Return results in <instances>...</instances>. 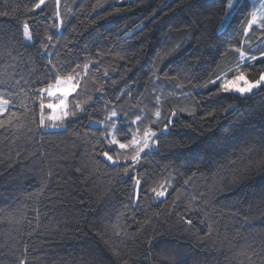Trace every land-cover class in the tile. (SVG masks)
<instances>
[{"label": "trees", "instance_id": "trees-1", "mask_svg": "<svg viewBox=\"0 0 264 264\" xmlns=\"http://www.w3.org/2000/svg\"><path fill=\"white\" fill-rule=\"evenodd\" d=\"M37 2L0 0V98L11 100L0 115L10 121L0 127V264H264V87L239 97L209 83L236 67L231 49L260 0L226 30L227 0H46L32 11ZM262 36L253 26V49ZM49 60L65 77L91 62L78 96L91 106L40 128ZM242 70L254 81L264 61ZM113 109L116 135L129 133L121 142L175 112L127 173L134 152L113 147L119 162H105V129L89 122ZM166 182L156 200L150 189Z\"/></svg>", "mask_w": 264, "mask_h": 264}, {"label": "snow or ice", "instance_id": "snow-or-ice-1", "mask_svg": "<svg viewBox=\"0 0 264 264\" xmlns=\"http://www.w3.org/2000/svg\"><path fill=\"white\" fill-rule=\"evenodd\" d=\"M248 2H253L254 0H227V3L224 5L223 15L220 18V28L222 30H226L227 26L231 24V21L235 18V14L238 13L241 8L245 7ZM46 3V0H38L37 3L32 5V11H36L41 9V7ZM223 3V0H221ZM57 4H59V0H57ZM100 5H96L95 7H99ZM57 16H59V12H57ZM62 23V22H61ZM258 26L261 29H264V2L261 3L258 9H254L249 13V18L247 19L246 25L243 27V35L244 39L239 41L240 46L231 49L232 51L239 54V59L236 63V67L228 68L225 72H222L219 76L216 77L215 80L209 81V83L215 85L220 83V92L222 93H230L235 94L239 97H246L253 93L254 90L264 87V71H261L259 74V78L254 81H249L247 79L246 73L241 69L244 67H249L254 64V62L264 61V51H259L261 48H264V36L257 37V43L255 49L252 48L251 43L249 42L250 31L253 26ZM23 38L25 41H32L33 34L30 30V26L27 22L23 24ZM49 43L52 40V37L49 35L46 37ZM259 51V56L250 55L249 51ZM91 63V62H90ZM90 63H85L83 65L84 73L81 75L78 72L79 65L72 70L73 75H69L65 77L63 73L65 69L61 66L53 64L51 60H49V64L51 68L49 71L51 73H55V81L54 83H49L46 87H42L36 90L38 92V96L36 99L39 101L40 108V120L39 127L46 128V119L49 120H60L61 125L66 120H71L72 118L78 116L85 112L86 107L91 106L90 101L91 97H89L88 101L83 103L79 102L78 96L80 94L81 85L83 81L86 79L88 70L90 68ZM238 73L234 75L232 79H227L232 73ZM223 81V82H221ZM205 87L207 85H204ZM48 98H55L56 103L48 102L45 103V100ZM160 103V99L157 98V104ZM11 104V100L0 98V115L6 113L9 109V105ZM232 106H230L231 108ZM51 109L52 115H49L47 118L45 117V110ZM60 112L61 115L57 116L55 113ZM15 113H10L11 117H15ZM161 113L159 110L155 112V117L157 120L159 119ZM173 116H175V112H173ZM144 119L143 116H136V118L130 121L131 125H138V123L142 122ZM10 121L0 120V127H4L6 123ZM89 122L101 125L105 131L101 133L103 137V143L105 144L107 150H104L100 153L105 162H111L113 165L119 162L118 155L116 158L110 152L113 147H116L117 150H126L134 152V155L131 157V163L128 168L125 169V173H127L131 168H134L139 162L142 155L148 154L149 151L155 149L158 143V135L162 133H158L154 131L151 126L146 128L143 131L142 137L139 135V129L137 128L136 132H132L131 139H128L127 142H121L122 138L129 135V133H125L124 137H118L116 132L118 131V123H119V114L115 109H113L104 120H94L91 116H89ZM171 123V119L164 125V132L167 131L169 124ZM111 126V130H108V126ZM56 126V125H54ZM127 160V158H126ZM134 184L136 186V202H139V192L142 187V182L140 179L133 178ZM189 181H185L187 184ZM168 182L161 185L159 190L157 188H151L150 191L154 193V198L156 200H161L165 198L168 194ZM183 219V222L188 226L192 225V221L190 219ZM117 228V225L113 226ZM119 235V231L116 232ZM118 254V253H117ZM23 264V262H21Z\"/></svg>", "mask_w": 264, "mask_h": 264}, {"label": "rangeland", "instance_id": "rangeland-1", "mask_svg": "<svg viewBox=\"0 0 264 264\" xmlns=\"http://www.w3.org/2000/svg\"><path fill=\"white\" fill-rule=\"evenodd\" d=\"M262 2H264V0H260V3H259V5H258V8L260 7V5H261V3ZM257 8V9H258ZM255 26V25H254ZM27 42H29V41H27ZM242 70V69H241ZM243 71V70H242ZM238 74V73H237ZM234 76V75H233ZM233 76H231V77H228L227 79H232L233 78ZM247 76V75H246ZM247 79H248V77H247ZM250 81V80H249ZM221 82H223V81H221ZM219 86H220V84H219ZM183 88V87H182ZM176 93L177 94H181L180 93V91H176ZM176 96V95H175ZM49 99H51V100H56L55 98H49ZM52 103H56V102H52ZM173 112L174 111H171L170 113H167L165 116H166V118L169 120V119H171L172 120V118L174 117L173 116ZM45 114V117L47 118L49 115H52L53 113H52V110L51 109H48V112L47 113H44ZM55 115H57V116H59V115H61V113L60 112H57V113H55ZM162 117V116H161ZM46 123H50V124H52V125H57L58 123H61V121L60 120H49V119H46ZM164 125L165 124H162V125H160L158 128H157V130L156 131H163L164 130Z\"/></svg>", "mask_w": 264, "mask_h": 264}]
</instances>
